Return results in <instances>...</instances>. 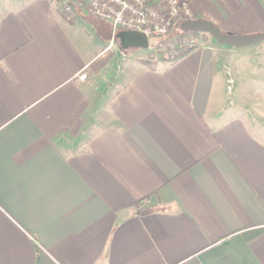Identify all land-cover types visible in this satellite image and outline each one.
Here are the masks:
<instances>
[{"label":"crops","instance_id":"1","mask_svg":"<svg viewBox=\"0 0 264 264\" xmlns=\"http://www.w3.org/2000/svg\"><path fill=\"white\" fill-rule=\"evenodd\" d=\"M68 1L0 0V264H264V44L151 66ZM190 7L264 32V0Z\"/></svg>","mask_w":264,"mask_h":264},{"label":"built area","instance_id":"2","mask_svg":"<svg viewBox=\"0 0 264 264\" xmlns=\"http://www.w3.org/2000/svg\"><path fill=\"white\" fill-rule=\"evenodd\" d=\"M63 7L68 12L78 9L109 21L115 30L139 31L149 38L156 36L160 55L178 46L187 50L198 46L196 32H184V38L173 34L178 22L193 19L190 0H69L63 2Z\"/></svg>","mask_w":264,"mask_h":264},{"label":"water","instance_id":"3","mask_svg":"<svg viewBox=\"0 0 264 264\" xmlns=\"http://www.w3.org/2000/svg\"><path fill=\"white\" fill-rule=\"evenodd\" d=\"M185 32L192 31L196 33H205L212 37L218 44L220 45H229L236 47H247L253 45L257 42H260L264 39V32L258 35H239V34H231L227 32H223L219 27H217L213 22L205 19H188L183 22L182 26ZM136 35H138L144 43V46L147 47L148 37L139 31H133Z\"/></svg>","mask_w":264,"mask_h":264},{"label":"rangeland","instance_id":"4","mask_svg":"<svg viewBox=\"0 0 264 264\" xmlns=\"http://www.w3.org/2000/svg\"><path fill=\"white\" fill-rule=\"evenodd\" d=\"M176 28H177V25L175 26V28L173 30L174 31L173 34L176 35V36H179V37L183 36V38H184V36H186V34L184 32H182V31H176ZM195 37H196L197 42H198V46L197 47H201L203 44H206L207 41L209 42L211 40H214V39H212V37H210L208 34H205V33L196 34ZM148 39H150V38L148 37ZM158 42H159V38L156 37V36H152L151 37V44H150V47L148 48V50L147 51L141 50L139 52H136L134 56L136 58H138V59L150 61L152 63V62H155V61H157L158 59H161V58L167 59V60L174 59V58H176L175 55L177 54V52L180 49L187 50L184 47H179L178 46V47H176V49L174 51H172V52H164L163 54L160 55L158 50H157ZM261 44H264V39L261 40L260 42L255 43L252 46H257V45H261ZM194 48H196V47H194ZM191 49L192 48H188V50H191ZM246 67L247 68H257L258 66L255 67L254 65L250 64V62H249L248 66L246 65L245 68ZM262 68H264V66H262ZM252 70L255 71L254 69H252ZM239 78H240L239 82H238V79L235 78L234 82L233 81L230 82V84H229L230 88H227V95H228L229 99L232 100V101H234V100L236 101V99L239 98L240 91L242 92L244 90L243 87H242V84H241V81H244V80L242 79V77L240 75H239ZM255 79H257V78L251 76V80L252 81L255 80ZM248 82H249V79H248Z\"/></svg>","mask_w":264,"mask_h":264},{"label":"trees","instance_id":"5","mask_svg":"<svg viewBox=\"0 0 264 264\" xmlns=\"http://www.w3.org/2000/svg\"><path fill=\"white\" fill-rule=\"evenodd\" d=\"M182 32H183V31H182ZM197 34H199V33H197ZM189 51H190V50L180 49V50L177 52V54L175 55V57H181V56H184V55H186ZM149 64H150L151 66L154 65V64H152L151 62H149ZM39 264H40V263H39Z\"/></svg>","mask_w":264,"mask_h":264}]
</instances>
